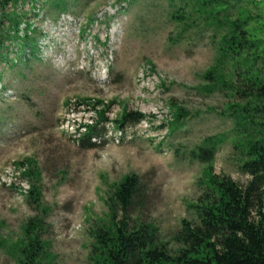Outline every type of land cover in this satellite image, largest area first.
Returning a JSON list of instances; mask_svg holds the SVG:
<instances>
[{"label":"rangeland","instance_id":"obj_1","mask_svg":"<svg viewBox=\"0 0 264 264\" xmlns=\"http://www.w3.org/2000/svg\"><path fill=\"white\" fill-rule=\"evenodd\" d=\"M257 2L251 14L261 16L264 30V0ZM182 5L30 0L8 9L23 18L20 34L28 32L30 43L22 61L20 46L11 44L5 55L14 66L0 62V264H19L16 252L29 224L49 264H92L93 232L110 223L114 187L130 174L143 176L148 188L132 220L155 225L169 240L183 220L196 219L192 206L205 191L209 155L192 153L205 144L216 147L215 175L247 183L235 148L245 133L228 110L248 100L238 93L237 74L244 73L235 74L230 88L233 63L226 59L212 71L221 57L219 37L195 23L191 8L183 11L191 27L179 36L170 18ZM255 69L264 79L263 60ZM177 109L186 118L172 134ZM128 111L146 119L120 136L115 122ZM91 122L105 128V139L84 148L73 132L84 137L82 125Z\"/></svg>","mask_w":264,"mask_h":264},{"label":"trees","instance_id":"obj_2","mask_svg":"<svg viewBox=\"0 0 264 264\" xmlns=\"http://www.w3.org/2000/svg\"><path fill=\"white\" fill-rule=\"evenodd\" d=\"M27 1L30 0H0V62L8 61L14 66L5 55L12 48L11 44L20 46L17 56L22 61L23 47L30 43L28 32L20 34L23 18L8 12L10 7H18ZM181 1L183 5L170 18L180 30L179 36L191 27L183 12L187 13L191 8L188 15H196L198 20L195 23L206 31L215 29L214 37H219L218 53L221 57L216 70L212 71H217L226 59L234 64V76L229 83L222 76L216 79L233 88L235 74L244 73L237 74L241 78L238 93L248 100L243 106L230 105L228 110L232 111L236 125L245 133L235 148L241 155V170L249 180L241 185L230 178L215 175L211 159L216 147L212 143L200 147L198 153L192 154L198 157L202 153L209 155L206 160L209 164L203 174L205 191L192 206L196 219L192 222L183 220L180 229L169 240H164L155 225L132 220L131 214L144 204L148 188L143 176L126 175L114 187L110 197V223H104L93 232L92 264H264V79L255 69L259 61H264V36H261L264 30L259 23L261 16L251 14V7L258 9L259 4L257 0ZM6 23L12 28L11 32L5 31ZM252 23L257 25L252 27ZM212 75L214 73L207 76ZM173 116L172 134L177 131L178 123L184 124L180 121L186 118V114L177 109ZM145 119L143 113L128 111L115 123L117 128L124 130ZM103 131V126L89 127L88 133L80 140L81 147L97 146L91 139L94 136L103 138ZM26 162L30 167L34 163ZM26 172L29 175L34 173L31 168ZM33 193L31 190L30 195ZM35 193L39 195L36 190ZM120 213L122 219L119 221ZM32 225L25 228L26 243L21 244L16 252L19 264H49L52 261L44 259L45 247Z\"/></svg>","mask_w":264,"mask_h":264},{"label":"bare ground","instance_id":"obj_3","mask_svg":"<svg viewBox=\"0 0 264 264\" xmlns=\"http://www.w3.org/2000/svg\"><path fill=\"white\" fill-rule=\"evenodd\" d=\"M91 123H92V122H91ZM79 127H80V125H79ZM81 130H85V128L82 127ZM119 135L122 136L121 133H119ZM73 136H75V137H79L80 134H77L76 131H74V132H73ZM118 142H119V141H118Z\"/></svg>","mask_w":264,"mask_h":264}]
</instances>
